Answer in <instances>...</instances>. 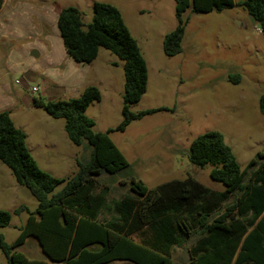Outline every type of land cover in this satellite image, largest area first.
I'll list each match as a JSON object with an SVG mask.
<instances>
[{
  "label": "rangeland",
  "instance_id": "obj_1",
  "mask_svg": "<svg viewBox=\"0 0 264 264\" xmlns=\"http://www.w3.org/2000/svg\"><path fill=\"white\" fill-rule=\"evenodd\" d=\"M98 2L120 9L148 64V89L131 107L132 112H155L134 121L124 132L110 134L129 168L99 177L97 192H107L111 203L131 194L133 178L150 189L192 178L212 190H226L211 177L214 165L193 164L188 151L198 136L217 131L224 135L243 169L258 154H264V114L260 109L264 36L241 7L208 14L189 9L183 51L169 57L163 42L178 25L175 0H11L0 17V113L9 112L26 133L27 146L39 167L65 180L55 190L60 192L77 173V162L90 157L92 147L88 142L73 144L65 131V120L54 119L35 100H68L96 86L102 99L87 110L96 122V131L116 129L123 121L125 76L117 56L101 48L93 65L77 63L68 55L56 60L59 53L67 54L58 27L60 11L77 8L87 29ZM100 72L107 76L106 83H101ZM235 76L240 77L239 83L233 81ZM62 80L72 87L61 85ZM20 206L29 211L15 214ZM38 206L37 199L0 162V210L13 215L11 224L1 230L8 244L15 243L29 213ZM194 240L175 248L174 264L188 262ZM17 251L29 259L46 260L34 238ZM7 262L0 249V263Z\"/></svg>",
  "mask_w": 264,
  "mask_h": 264
},
{
  "label": "trees",
  "instance_id": "obj_2",
  "mask_svg": "<svg viewBox=\"0 0 264 264\" xmlns=\"http://www.w3.org/2000/svg\"><path fill=\"white\" fill-rule=\"evenodd\" d=\"M5 0H0V11ZM177 27L163 42L167 56L183 51L189 18L185 13L208 14L241 7L259 26L264 36V0H175ZM58 27L68 55L77 63L91 64L104 48L123 62L125 85L123 121L116 129L97 132L87 110L102 93L87 87L79 97L68 100H35L54 119L65 120V131L73 144L92 147L90 157L78 161V171L65 182L42 170L27 146L26 133L18 128L9 112L0 113V162L17 183L27 188L39 206L12 245L1 230L13 215L0 210V249L6 264H174L173 252L189 241L186 264H264V154L243 169L223 134L217 131L198 136L188 151L197 166L214 165L211 177L226 190H212L189 178L174 180L150 189L132 179L131 194L108 202L107 192H97L98 178L129 168V162L110 137L124 132L134 121L155 110L134 113L148 89V64L137 39L120 9L95 3L93 21L85 29L81 12L63 8ZM235 83L240 77L233 78ZM264 114V94L260 100ZM29 211L20 206L15 214ZM29 238L38 241L46 260L29 259L17 248ZM2 264V263H0Z\"/></svg>",
  "mask_w": 264,
  "mask_h": 264
},
{
  "label": "crops",
  "instance_id": "obj_3",
  "mask_svg": "<svg viewBox=\"0 0 264 264\" xmlns=\"http://www.w3.org/2000/svg\"><path fill=\"white\" fill-rule=\"evenodd\" d=\"M10 1L11 0H5V3H4V5H3V7H2V9H1V11H0V17L3 15V13H4V11L8 8V5H9V3H10ZM235 2H236V0H235ZM236 3H238V2H236ZM67 52V51H66ZM37 53V52H36ZM38 54V53H37ZM68 55V53L67 54H65V52H61V53H59V55H58V57L56 58V60H58L59 58H61V60H64V59H66L65 57ZM69 56V55H68ZM70 57V56H69ZM98 59V58H97ZM97 59L93 62V63H95L96 61H97ZM69 60H68V58H67V62H68ZM70 63V62H69ZM93 63H91V65H93ZM107 71H108V69H106ZM99 79H100V81H101V83L103 84V83H106L107 82V76H104L103 74H102V72H100L99 73ZM55 83H57V82H55ZM61 85H67V88L69 89V88H71L72 87V84L71 83H65L63 80L61 81V82H59ZM78 96H80V95H78ZM27 242V241H26ZM40 249H41V247H40Z\"/></svg>",
  "mask_w": 264,
  "mask_h": 264
},
{
  "label": "water",
  "instance_id": "obj_4",
  "mask_svg": "<svg viewBox=\"0 0 264 264\" xmlns=\"http://www.w3.org/2000/svg\"><path fill=\"white\" fill-rule=\"evenodd\" d=\"M239 24H240V22H238V26H240ZM33 55L37 56L38 54L36 52H34ZM54 264H61V263H54Z\"/></svg>",
  "mask_w": 264,
  "mask_h": 264
},
{
  "label": "built area",
  "instance_id": "obj_5",
  "mask_svg": "<svg viewBox=\"0 0 264 264\" xmlns=\"http://www.w3.org/2000/svg\"><path fill=\"white\" fill-rule=\"evenodd\" d=\"M259 29H260V28H259ZM260 32H261V29H260ZM36 91H37V90L34 88V89H33V92H36Z\"/></svg>",
  "mask_w": 264,
  "mask_h": 264
}]
</instances>
